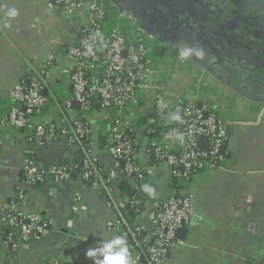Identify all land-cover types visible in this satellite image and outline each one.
<instances>
[{
	"label": "crops",
	"instance_id": "0c3cea01",
	"mask_svg": "<svg viewBox=\"0 0 264 264\" xmlns=\"http://www.w3.org/2000/svg\"><path fill=\"white\" fill-rule=\"evenodd\" d=\"M112 2L113 5H108L102 34L120 30L128 43H145L146 56L158 72L153 86L165 88L172 105L180 99L197 105L212 103L227 129H231L226 165L195 175L189 183L179 184L177 191L169 166L156 162L154 157L163 132L174 121L169 119V113L176 110L159 114L152 93L145 94L139 105L129 106L122 113V122L125 130L135 133L136 159L146 172V184L158 193L152 199L141 191L142 212L132 226L148 234L152 230L151 213L157 203L194 193L190 224L177 236L181 245L170 251L164 264H263L264 55L250 53L254 50L264 54L255 36L258 34L247 32L242 24L241 29L236 27L239 21L246 20V15L238 11L230 13L235 12V6L229 0ZM5 5L19 11L17 20L10 22L11 28L3 27ZM121 5L138 12L149 32L131 14L121 12ZM88 14L87 9L68 13L55 0H0V119L16 105L13 92L21 88L28 70L34 73L51 59L55 67L49 70L45 86L49 105L34 115L33 122L69 127L80 118L77 104L72 103L69 109L65 107L71 98L67 70L74 67L75 60L70 53L82 37ZM254 16L246 21L253 23ZM236 35L242 40L246 38L249 44L231 47V39ZM184 44L203 48L204 59L210 52L222 57L230 51L240 52L237 57H246L243 68L249 72L255 66L259 76L252 74L253 79H239L238 90L208 71L204 59L194 56L190 60L179 59V47ZM169 68L174 69L171 75L165 73ZM115 117L113 108L95 109L87 115L91 125L89 147L106 177L113 170L114 158L109 149L99 146V138L112 139ZM150 123H156L159 128L157 136L147 135ZM83 152L80 147L50 137L38 147L29 140L28 131L0 124V264H49L57 260L67 264H93L85 252L114 235L108 229V223L119 214L114 207L122 213L121 208L129 203L136 180L118 172L107 194L104 189L86 186L79 175L70 176L62 183L46 180L36 185L22 175L28 158H33L41 168L53 169L80 160ZM20 190L24 198L19 210L41 214L52 226L40 239L21 243L16 251L9 252L3 238V218Z\"/></svg>",
	"mask_w": 264,
	"mask_h": 264
},
{
	"label": "built area",
	"instance_id": "2783aa9c",
	"mask_svg": "<svg viewBox=\"0 0 264 264\" xmlns=\"http://www.w3.org/2000/svg\"><path fill=\"white\" fill-rule=\"evenodd\" d=\"M68 13L79 9H87L89 14L86 24L81 30L82 37L79 43L71 50L75 60L73 69L67 70L70 76L71 98L65 102L68 109L72 103L78 105V112L90 114L97 110L115 109L116 117L112 125V142L110 150L114 165L107 179L100 177L97 157L89 151H84L82 141L91 134V126L80 124L76 127H59L54 123L47 125L35 124L33 117L49 105V99L44 95L46 80L50 69L54 68L53 60L34 72L30 77L29 89L19 88L13 92L16 105H12L1 123L11 125L17 130L29 132V140L36 146L44 145L45 138L62 140L70 146L82 148L85 155L83 172L80 178L85 181L93 178L91 188L104 189L109 194V184L121 172L133 177L136 185L132 191L129 203L133 206L140 204L141 186L146 184L147 175L144 169L134 165L131 161V144L124 138L125 127L122 122V113L131 105H139L145 94H153L154 105L159 114L180 111L181 121H173L171 128L163 132L162 141L154 149L155 159L166 163L172 177L180 185L189 183L195 175L205 171H214L224 167L227 163L226 155L222 149L227 138V126L217 113L212 103L197 105L187 100H178L174 105L165 88L155 87L152 81L158 73L152 62L146 56V45L142 41L130 44L120 30L103 35L100 41L96 33L102 34V27L107 22V0H55ZM87 44L94 45V55H87ZM173 68L165 73L171 75ZM28 76L30 72L28 70ZM164 105H167L165 107ZM215 109V111H213ZM175 111V112H176ZM148 136H157L160 133L156 123H150L146 131ZM179 134L184 135L183 143L176 139ZM206 146L200 148V144ZM125 159L126 164L120 166L119 160ZM72 169H70L71 171ZM65 167L44 169L37 165L33 158H28L23 166L22 175L31 184H40L46 180L62 183L69 172ZM24 198L23 191L6 208L3 218L4 225L15 229L5 239L7 251H16L22 243L40 239L51 231V222L37 213H23L19 210ZM195 195H176L170 200L157 203L151 213L152 230L148 234L144 229L130 226L119 209L118 217L108 223V229L114 235L123 234L127 237L130 250L135 258V264H164L170 251L181 245L177 239V232L186 228L193 215ZM19 235L20 239L14 243L11 238ZM3 264V263H1ZM49 264H64L54 261ZM264 264V263H263Z\"/></svg>",
	"mask_w": 264,
	"mask_h": 264
},
{
	"label": "flooded vegetation",
	"instance_id": "af4514ba",
	"mask_svg": "<svg viewBox=\"0 0 264 264\" xmlns=\"http://www.w3.org/2000/svg\"><path fill=\"white\" fill-rule=\"evenodd\" d=\"M252 2H255L254 4ZM229 4L230 5H234L237 4L238 8H233L235 10V12L242 14L244 17L246 15V20L251 16H254V22L251 23L249 21H239V23L236 24V27H240L241 29V24L242 27L243 25H245L247 32L250 33V31H252V34H258L255 35L257 37V40L260 42V44H264V0H229ZM254 14V15H253ZM261 15H263V17H261ZM255 32V33H254ZM246 34V33H244ZM248 34V33H247ZM263 38V40H262ZM246 39V38H245ZM239 39L238 36H233L231 39V47H242L246 46V44L248 45L249 42L246 39ZM252 45V44H251ZM249 48H253V46H250ZM240 52H236V51H230L229 54H225L223 55L224 57H222V55H219L216 52H210L207 54V59H204V64L207 65L208 69L213 72L217 77L222 78L223 80H226L227 83L231 86H234L235 88H239L237 81H239V79H244V78H248V79H253L252 74L254 76L258 75L259 76V69L258 68H254L252 69V71H246L243 66L245 64H243L246 61V57H237L240 56L239 55ZM251 55L253 56L254 54H261L264 55L262 52L261 53H256L254 52V50H252V52H250ZM218 59L217 61H215L213 58ZM221 58V59H220ZM262 58V57H261ZM225 60V62H223ZM218 64V65H217ZM244 69V70H243ZM249 73V74H248ZM250 75V76H248ZM239 90V89H238Z\"/></svg>",
	"mask_w": 264,
	"mask_h": 264
},
{
	"label": "clouds",
	"instance_id": "9594fccd",
	"mask_svg": "<svg viewBox=\"0 0 264 264\" xmlns=\"http://www.w3.org/2000/svg\"><path fill=\"white\" fill-rule=\"evenodd\" d=\"M4 16L6 22L3 24L4 28H11V21L17 20L19 17V11L15 7L4 6ZM96 36L100 41L104 39L103 34L96 33ZM87 55H94V45L87 44ZM179 59L190 60L193 56L198 60L205 58V51L203 48L190 47L184 44L179 47ZM167 107V105H164ZM169 119L175 121H181V115L179 109L175 113H169ZM176 139L183 143L184 135L179 134ZM141 191L146 193L150 198L155 199L158 195L156 189L149 185L144 184L141 186ZM85 257L93 261V264H135V258L130 250L127 237L123 234L113 235L110 239H102L98 246L89 247L85 252Z\"/></svg>",
	"mask_w": 264,
	"mask_h": 264
},
{
	"label": "trees",
	"instance_id": "16d2710c",
	"mask_svg": "<svg viewBox=\"0 0 264 264\" xmlns=\"http://www.w3.org/2000/svg\"><path fill=\"white\" fill-rule=\"evenodd\" d=\"M108 1V5H113V2L112 0H107ZM34 75L33 72L30 73L29 76L25 77V80L21 86V89H24V90H28L30 87L28 85V82H29V79L30 77ZM213 111H215V109H213ZM87 113L85 114H81L78 119V121L80 122V124H87L88 126L90 125L89 122H88V119H87ZM91 126V125H90ZM70 127H76L74 124L70 125ZM90 136L91 134L87 135L86 137H84L83 141H82V144H83V149L84 151H89L90 150V147H89V144H90ZM124 138L130 142L131 144V150H132V156L133 154L135 155L136 154V150H137V139H136V136H135V133L132 132V131H129V130H125V133H124ZM100 142H99V146L101 148H108L110 146H114V143L112 142V140H109V138L107 136H102L99 138ZM135 146V147H134ZM81 148V150H82ZM154 157H155V154H154ZM84 161H85V155L83 153L82 155V158L70 165H67L66 168H67V171H70V169H72L69 174L70 176H77V175H80V173L83 172V164H84ZM156 161V159H155ZM119 164L120 166H124L126 164V160L125 159H121L119 160ZM134 165L138 166V161L137 159H132L131 161ZM158 162V161H156ZM99 167V165H98ZM100 168V167H99ZM100 177L102 179H107L106 176L102 175V173L100 172ZM93 178L89 179V180H85L83 181L86 186L88 187H91L92 184H93ZM173 184H174V187L177 191L180 190V185L178 183V181L176 179H173ZM120 210V209H119ZM121 211H122V214L124 216V218H126V220L128 221L129 225L132 226L133 225V222L135 221V219L137 218V216L142 212V208L140 206V204L136 205V206H133L131 203H128L126 207H122L121 208ZM3 238L4 239H7L12 232L15 231V229L13 227H10L8 225H4V228H3ZM11 242L14 243L15 241L17 242L20 237L19 235H14L12 236L11 238ZM64 264H67V263H64Z\"/></svg>",
	"mask_w": 264,
	"mask_h": 264
},
{
	"label": "water",
	"instance_id": "95a60500",
	"mask_svg": "<svg viewBox=\"0 0 264 264\" xmlns=\"http://www.w3.org/2000/svg\"><path fill=\"white\" fill-rule=\"evenodd\" d=\"M252 1H253V0H252ZM252 3L254 4L255 2H252ZM235 7L238 8V5L235 4ZM120 11H121V12L124 11V13H129V14H131V15L137 20L136 22L141 26V28H142L143 30H145L146 32L148 31L147 27H146L145 25H143V22L140 21V18H139L140 14H139L138 12H134V11L131 10L130 8H128V7H124V5H121ZM237 11H238V10H237ZM230 13L236 14V12H234V11H232V10L230 11ZM261 17H263V16L261 15ZM148 32H149V31H148ZM260 45H261V44H260ZM261 47L264 48V44H262ZM205 68H206L208 71H210L206 66H205ZM29 84H30V81H29ZM46 94H47V91L44 92V95H46ZM199 106H200V105H199ZM230 136H231V129L228 128V129H227V138H226L227 140L225 141V145H224V147H223V149H222V154H223V155H226L227 145H228V139L230 138ZM203 146H206V144H205V143H201V144H200V148H202ZM183 230H184V229L179 230V231L177 232V236H178L181 232L183 233Z\"/></svg>",
	"mask_w": 264,
	"mask_h": 264
},
{
	"label": "bare ground",
	"instance_id": "6f19581e",
	"mask_svg": "<svg viewBox=\"0 0 264 264\" xmlns=\"http://www.w3.org/2000/svg\"><path fill=\"white\" fill-rule=\"evenodd\" d=\"M115 7V6H114ZM144 99V98H143ZM135 147V146H134Z\"/></svg>",
	"mask_w": 264,
	"mask_h": 264
}]
</instances>
